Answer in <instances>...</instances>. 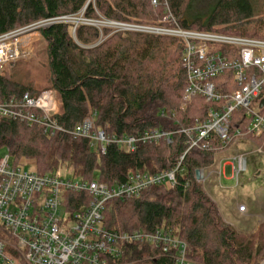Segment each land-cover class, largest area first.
I'll list each match as a JSON object with an SVG mask.
<instances>
[{"label":"trees","instance_id":"16d2710c","mask_svg":"<svg viewBox=\"0 0 264 264\" xmlns=\"http://www.w3.org/2000/svg\"><path fill=\"white\" fill-rule=\"evenodd\" d=\"M153 1L0 0V36L82 11L92 21L159 23L167 5L184 29L264 40V0H157L156 6ZM41 38L46 45L47 86L38 89L31 81L24 84L0 74V101L19 99L25 93L35 98L51 90L59 102L53 119L63 131L48 136L42 126L0 119V149H7L13 167H31L39 176L58 175L65 168L71 171L70 178L110 187L136 174L173 171L188 149L182 134L173 135L171 144L140 143L134 152L110 143L103 154L89 139L72 133L86 119H94L96 129L108 138L140 137L156 129L176 132L204 122L217 106L197 97L181 112L187 79L181 62L183 46L175 39L86 25L74 35L67 23L42 29ZM213 82L219 91L224 86L237 90L229 73ZM249 122L243 110L235 112L231 133L244 132ZM252 138L264 150V135L246 137ZM211 145V150L186 154L174 187L153 186L139 197L107 202L103 227L112 233L165 230L187 244V258L195 264H260L264 223L256 234L226 224L219 206L196 180L197 170L212 168L232 146L223 147L216 140ZM89 199L85 193L67 194L66 209L78 212ZM123 249L124 255L108 264H176L173 252L152 246L126 243Z\"/></svg>","mask_w":264,"mask_h":264},{"label":"built area","instance_id":"2783aa9c","mask_svg":"<svg viewBox=\"0 0 264 264\" xmlns=\"http://www.w3.org/2000/svg\"><path fill=\"white\" fill-rule=\"evenodd\" d=\"M157 4L154 0L153 6ZM75 18L77 15L41 20L1 35L0 73L18 62L31 59L36 36L42 29ZM82 21L95 26L92 20ZM107 26L105 28L119 32L168 37L181 42V62L187 79L183 104L188 105L200 97L217 106L209 110L204 122L192 127L176 132L156 129L140 137L108 138L104 131L96 129L94 119H86L77 125L72 134L89 139L92 145L100 147L103 154L110 143L134 152L140 143L164 141L171 144L175 134L186 138L188 149L175 170L155 175L136 174L113 187L80 178L39 176L13 167L9 155L1 157L0 225L15 245L9 249L0 240V264H108L110 259L124 255L123 245L126 243L152 246L164 253L173 252L176 264H195L187 258V244L165 230L109 232L103 227L105 204L111 200L139 197L153 186L174 187L186 154L193 149L211 150L213 140L228 147L248 135L257 138L264 135V107L260 109L264 99V40L184 29L167 5L165 16L159 23L108 22ZM226 73L231 75V83L237 90L230 91L228 86L218 90L213 80ZM239 110L245 112L250 122L244 132L238 130L232 134L231 120ZM58 112L59 102L51 90H45L35 98L25 93L19 99L0 101V119L42 126L48 136L63 131L53 119ZM233 163L235 174L245 171L247 154H239ZM70 193L88 194L89 202L81 204L80 211L70 213L66 209L67 194ZM238 211L245 214L247 207L243 205ZM260 264H264V259Z\"/></svg>","mask_w":264,"mask_h":264},{"label":"rangeland","instance_id":"374dc122","mask_svg":"<svg viewBox=\"0 0 264 264\" xmlns=\"http://www.w3.org/2000/svg\"><path fill=\"white\" fill-rule=\"evenodd\" d=\"M75 15H65L63 17H73ZM62 17V16H61ZM82 20H88L84 17V12L77 14V18L66 22L73 33V30L79 28V26L87 25ZM110 21L99 20L93 21V24L98 29H104L108 27L107 24ZM146 21L141 19H134V21L118 22V23H132ZM113 23V22H112ZM153 22H146V24H152ZM34 24V23H33ZM31 25V24H30ZM115 30H111V32ZM75 35V34H74ZM45 43L41 38V33L36 36V40L33 47V53L31 59L28 61H21L17 65H12L0 73L5 78H12L20 83L33 82L34 86L38 89H43L47 86L46 74H47V58ZM187 108V105H181V112ZM243 140H238L232 148L242 147ZM253 143L250 148L251 152L249 156L247 154L248 166L243 172L238 175L230 169H227L224 175H219L220 158L217 159L214 168H210L205 171V178L200 181L202 186L208 195L219 206V210L223 221L238 229L241 232L256 234L259 232L261 225L264 223V150L260 149L255 138L250 139ZM261 150V153L259 152ZM8 155L7 149H0V158ZM27 165V163H25ZM25 170L32 172L31 167L25 168ZM61 177L70 178L71 171L65 168H61L59 174ZM247 202V211L244 215H241L236 208H239ZM62 215V213H61ZM0 240H3L9 249L15 245L13 239L5 233H2Z\"/></svg>","mask_w":264,"mask_h":264},{"label":"crops","instance_id":"0c3cea01","mask_svg":"<svg viewBox=\"0 0 264 264\" xmlns=\"http://www.w3.org/2000/svg\"><path fill=\"white\" fill-rule=\"evenodd\" d=\"M242 147L239 148H229L227 151L223 152L218 158H220V166H219V175H224L227 169H230L233 171L234 163L233 160L238 156L239 154H249L248 152H251L250 148L252 147V142L249 139H245L242 141ZM217 158V159H218ZM217 161V160H216ZM214 168V166H213ZM246 206L247 204L244 203ZM247 207V206H246ZM238 210V208H236ZM244 215V214H241Z\"/></svg>","mask_w":264,"mask_h":264},{"label":"water","instance_id":"95a60500","mask_svg":"<svg viewBox=\"0 0 264 264\" xmlns=\"http://www.w3.org/2000/svg\"><path fill=\"white\" fill-rule=\"evenodd\" d=\"M264 107V99L262 100L260 104V109ZM195 177L198 182L202 181L205 178V170L199 169L195 172Z\"/></svg>","mask_w":264,"mask_h":264},{"label":"bare ground","instance_id":"6f19581e","mask_svg":"<svg viewBox=\"0 0 264 264\" xmlns=\"http://www.w3.org/2000/svg\"><path fill=\"white\" fill-rule=\"evenodd\" d=\"M116 31V30H115ZM116 32H119V31H116Z\"/></svg>","mask_w":264,"mask_h":264}]
</instances>
